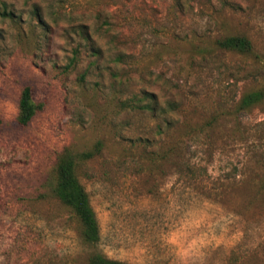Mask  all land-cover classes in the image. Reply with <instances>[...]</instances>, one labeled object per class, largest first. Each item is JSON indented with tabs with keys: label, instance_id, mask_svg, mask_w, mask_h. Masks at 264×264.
<instances>
[{
	"label": "rangeland",
	"instance_id": "374dc122",
	"mask_svg": "<svg viewBox=\"0 0 264 264\" xmlns=\"http://www.w3.org/2000/svg\"><path fill=\"white\" fill-rule=\"evenodd\" d=\"M234 35L252 51L218 45ZM258 90L264 0H0V264H264ZM66 149L95 153V245L54 193Z\"/></svg>",
	"mask_w": 264,
	"mask_h": 264
},
{
	"label": "trees",
	"instance_id": "16d2710c",
	"mask_svg": "<svg viewBox=\"0 0 264 264\" xmlns=\"http://www.w3.org/2000/svg\"><path fill=\"white\" fill-rule=\"evenodd\" d=\"M218 45L226 50L250 52L253 49L251 40L242 35L228 36L218 41ZM75 53L77 51L75 50ZM120 59V58H118ZM77 60V54L71 59V64ZM148 98V97H147ZM146 100V99H145ZM264 100V90H258L246 95L241 104V109H247ZM141 100L124 105L132 108L155 110L151 103L139 104ZM143 102V100L141 101ZM42 105L34 97L31 86H26L20 96L17 122L27 126L41 109ZM2 117L0 116V123ZM102 142L99 141L97 150H100ZM95 155L93 150L76 152L71 149L64 150L58 157L56 165V184L54 193L68 207L72 209L82 225V236L87 244L95 245L100 240V226L96 212L92 206L90 195L82 184L78 175V166L91 159ZM90 264H128L126 262L111 259L100 252L90 256Z\"/></svg>",
	"mask_w": 264,
	"mask_h": 264
}]
</instances>
